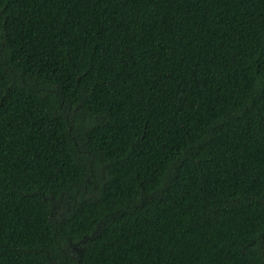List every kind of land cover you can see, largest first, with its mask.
<instances>
[{
	"label": "trees",
	"instance_id": "obj_1",
	"mask_svg": "<svg viewBox=\"0 0 264 264\" xmlns=\"http://www.w3.org/2000/svg\"><path fill=\"white\" fill-rule=\"evenodd\" d=\"M0 264H264V0H0Z\"/></svg>",
	"mask_w": 264,
	"mask_h": 264
}]
</instances>
